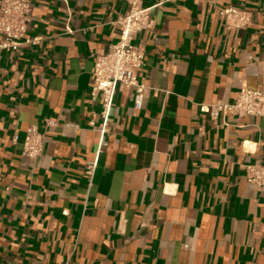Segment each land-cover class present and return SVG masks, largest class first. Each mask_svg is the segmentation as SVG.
Segmentation results:
<instances>
[{"label":"crops","instance_id":"obj_1","mask_svg":"<svg viewBox=\"0 0 264 264\" xmlns=\"http://www.w3.org/2000/svg\"><path fill=\"white\" fill-rule=\"evenodd\" d=\"M29 1L37 42L0 51V264H264V188L245 178L264 163V118L199 110L264 90V0H141L157 5L135 38L143 107L117 87L102 148L94 62L128 0ZM228 7L251 24L228 31Z\"/></svg>","mask_w":264,"mask_h":264},{"label":"built area","instance_id":"obj_2","mask_svg":"<svg viewBox=\"0 0 264 264\" xmlns=\"http://www.w3.org/2000/svg\"><path fill=\"white\" fill-rule=\"evenodd\" d=\"M129 9L120 15L115 24L119 29L118 41L104 53L97 55L94 62L91 96L101 100L102 124L97 132L100 148L105 146V137L110 132V115L117 87L134 91V109L141 110L146 83L139 78V71L145 66V51L135 44V38L143 31L151 30L155 20L152 9L144 7L141 0H128ZM31 2L29 0H0V51H18L24 44L36 43L37 39H27ZM228 31L246 29L252 22L251 13L228 7L220 11ZM202 114L219 121L226 115L238 118H264V90L243 87L233 102L218 101L202 104ZM46 135L36 126L26 131L23 141V155L36 160L43 154ZM94 167H89L92 174ZM245 178L249 183L264 188V163L245 166Z\"/></svg>","mask_w":264,"mask_h":264}]
</instances>
